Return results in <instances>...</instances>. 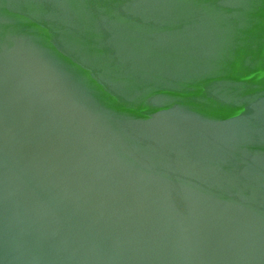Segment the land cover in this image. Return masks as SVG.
Returning <instances> with one entry per match:
<instances>
[{
    "label": "water",
    "instance_id": "1",
    "mask_svg": "<svg viewBox=\"0 0 264 264\" xmlns=\"http://www.w3.org/2000/svg\"><path fill=\"white\" fill-rule=\"evenodd\" d=\"M0 264H264V0H0Z\"/></svg>",
    "mask_w": 264,
    "mask_h": 264
}]
</instances>
